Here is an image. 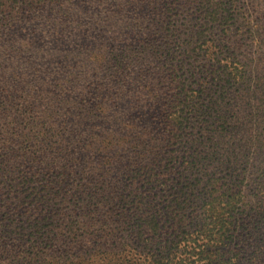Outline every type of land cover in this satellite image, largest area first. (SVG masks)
<instances>
[{
	"label": "trees",
	"instance_id": "trees-1",
	"mask_svg": "<svg viewBox=\"0 0 264 264\" xmlns=\"http://www.w3.org/2000/svg\"><path fill=\"white\" fill-rule=\"evenodd\" d=\"M77 1L0 0V77L18 89L26 82L23 94L34 88L45 99L52 88L57 108L69 95V125L60 126L57 144L73 165L51 169L40 150L29 163L56 178L29 180L0 164V264H228L222 256L236 226L225 210L241 197L224 189L226 178L201 173L196 143L199 134L213 138V122L227 119L232 104L249 116L261 111L248 65L254 51L244 41L259 34L255 8H243L245 0H203L213 24L202 31L184 30L176 14L164 18L168 2ZM77 44L87 47L66 55ZM256 61L258 69L263 62ZM22 62L35 70L28 74ZM11 136L7 142L1 134L0 156L31 159L7 152L17 138L29 145L30 136ZM80 162L96 166L97 188L59 200ZM118 173L149 186L156 204L147 214L143 198L114 202L98 188ZM122 204L134 205L128 212L135 214L110 226L104 212Z\"/></svg>",
	"mask_w": 264,
	"mask_h": 264
},
{
	"label": "rangeland",
	"instance_id": "rangeland-1",
	"mask_svg": "<svg viewBox=\"0 0 264 264\" xmlns=\"http://www.w3.org/2000/svg\"><path fill=\"white\" fill-rule=\"evenodd\" d=\"M158 1L161 6L165 2L172 4L169 5L170 11L165 6L160 14L166 19L168 17L163 14L169 17L176 14V20L183 21L185 24L184 30L187 28L195 30L203 27L202 31H204L206 27L212 28L211 24L213 23H208L206 19L204 5H202L203 0ZM250 1L245 0V4L242 6L251 10L255 8L254 17L257 18L256 23L260 28L256 38L244 37V41L246 44H250L249 46L254 51L248 65L251 66L250 70L255 71L256 81L261 85H259L257 92L259 100L257 106L261 105V111L249 116L238 111L236 105L232 104L228 108L230 114L227 113V115L229 114L227 119L219 121V124L216 121L213 122L214 132H216L213 138L200 140L201 135L199 134L197 136L199 140L196 143L198 152L202 153L199 155L202 161L200 164L201 173L203 175L205 172L206 174H216L215 177L218 179L226 178L227 183L222 182L225 185L224 189L235 190L236 194L241 197L239 203H237L239 198L233 197L230 200V207L225 210V215L232 217V222H235L234 227L236 226L234 237L226 243V253L222 256V259L228 261V264H264V87H262L264 86V0ZM259 4H263V10ZM79 23L83 24L81 21ZM77 30L75 35L81 33L82 28L77 27ZM83 34L81 33L80 36ZM234 35V40L241 38L236 32ZM80 36L79 38H81ZM207 36H210V33H207ZM213 40L212 34L205 44L210 52ZM86 47L79 44L68 46L66 55L80 54ZM90 47L93 48V46ZM59 59L61 58L59 57ZM258 59L262 60L263 64L255 69L259 65V62L256 61ZM21 65L28 74L36 68L32 62H22ZM21 84L19 89L14 88L16 84L13 81H3L0 77V140L1 134L5 136L7 142L15 138L11 136V133L28 134L30 136L29 145L28 142L23 144L17 138L15 141L17 146L9 147L7 152L16 151L20 154L25 152L26 155L33 156L27 160L16 159L14 160L16 162L13 163L6 157L0 156V164H9L16 169L17 173H23L29 180H42L47 175L51 176L53 180L56 175L48 174L47 171L29 163V160H34L36 152L41 150V156L45 158L46 164H51V169L64 170L65 167L71 168L73 166L69 164L71 161L67 157L66 149L57 144V140H62L65 133L60 126L65 128L69 125L68 123L65 124L69 114V109L66 108L69 95L64 93L66 98L64 100L63 97V104L61 103V106L57 108L55 102L52 101V94H54L52 88L47 89L51 94L50 99H45L39 96L40 93L34 91V88L28 90L27 94H23L27 84L26 82ZM101 87L103 88V85ZM10 105L14 106L10 107ZM24 109L29 111L25 112ZM234 127H237V132L234 131ZM233 132L237 133L236 137L232 136ZM152 147L154 146H149V148ZM76 165L77 169L71 171L73 180L66 184L65 190L59 195V200L71 202L75 195L81 196L88 189H96V184L100 182L95 165L87 162H80ZM134 179L132 174L118 173L108 182L99 184L98 188H104L102 190L107 191L106 196H110L114 202H117V198L126 195H131L132 199H139L140 201L143 198L144 202L141 209L143 213L147 214L149 205L156 203L149 198L151 191L146 192V190H150L149 186L144 188L143 183L136 184ZM85 181H89L86 185L87 188L83 186ZM120 207L110 208L104 212L107 214L106 220L110 226L116 225L124 216L135 214L134 211L128 212L130 208H135L134 205L127 204L124 208V204H122ZM102 218L105 219V217Z\"/></svg>",
	"mask_w": 264,
	"mask_h": 264
}]
</instances>
